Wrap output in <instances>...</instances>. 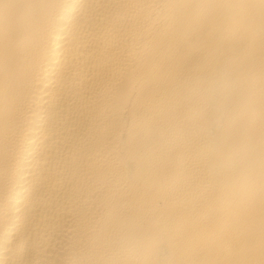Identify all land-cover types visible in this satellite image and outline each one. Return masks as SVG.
Segmentation results:
<instances>
[{"label": "bare ground", "instance_id": "obj_1", "mask_svg": "<svg viewBox=\"0 0 264 264\" xmlns=\"http://www.w3.org/2000/svg\"><path fill=\"white\" fill-rule=\"evenodd\" d=\"M0 264H264V0H0Z\"/></svg>", "mask_w": 264, "mask_h": 264}, {"label": "clouds", "instance_id": "obj_2", "mask_svg": "<svg viewBox=\"0 0 264 264\" xmlns=\"http://www.w3.org/2000/svg\"><path fill=\"white\" fill-rule=\"evenodd\" d=\"M224 7H227L230 10H232V12L235 15H241L244 11H246L250 7V5L239 3V4L226 5Z\"/></svg>", "mask_w": 264, "mask_h": 264}]
</instances>
